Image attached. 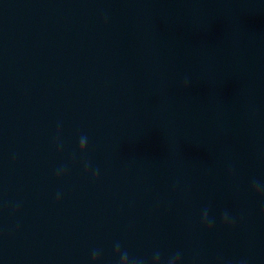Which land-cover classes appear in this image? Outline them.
<instances>
[{"label":"water","instance_id":"95a60500","mask_svg":"<svg viewBox=\"0 0 264 264\" xmlns=\"http://www.w3.org/2000/svg\"><path fill=\"white\" fill-rule=\"evenodd\" d=\"M124 253L264 264V0H0V264Z\"/></svg>","mask_w":264,"mask_h":264},{"label":"clouds","instance_id":"9594fccd","mask_svg":"<svg viewBox=\"0 0 264 264\" xmlns=\"http://www.w3.org/2000/svg\"><path fill=\"white\" fill-rule=\"evenodd\" d=\"M86 149H87L86 137H82L81 140H80V144H79V150H80L81 155H83L86 152ZM97 175H98V170L93 174V179L94 180L96 179ZM257 191H259V190L257 189ZM225 222L227 223V217H225ZM202 223H204V224L208 223L207 215H205L203 217ZM117 255H120V253H119V245H117ZM177 259H178V254H177V257L173 259V264H175ZM95 260H96V256L94 254L93 255V264H95ZM120 264H128L127 253H124L123 255H121Z\"/></svg>","mask_w":264,"mask_h":264}]
</instances>
